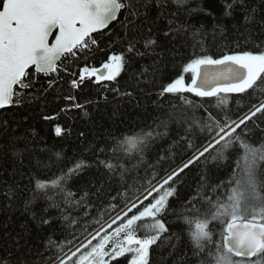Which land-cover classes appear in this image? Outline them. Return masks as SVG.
Segmentation results:
<instances>
[{"label":"trees","instance_id":"16d2710c","mask_svg":"<svg viewBox=\"0 0 264 264\" xmlns=\"http://www.w3.org/2000/svg\"><path fill=\"white\" fill-rule=\"evenodd\" d=\"M129 1L132 5L121 11L118 20L104 31L105 35L98 37V48L86 54V58L82 55L78 60L67 61L58 74L43 77L31 70L34 86L27 90L24 105L0 112V258L10 264H49L58 254L55 247L49 246V240L63 243L73 231L61 218L62 212L79 221L76 231L103 212L93 186L107 175L101 160L122 164L128 170L125 172L128 185L151 172L150 166L162 174L191 156L187 141L196 146L207 143L210 134L202 126L209 113L220 122L225 116L236 119L251 105L264 100V92L259 89L249 90L251 95L221 94L226 95V104H218L215 97L184 93L193 106L184 104L178 95H158L162 86L182 73V65L189 62L193 53L206 52L219 58L238 50L237 44L254 51L255 46L264 43V0H185L181 4L175 0ZM149 27L157 45L146 49L144 41L149 38ZM166 32L168 36L164 35ZM131 40L137 41L135 49L143 55L127 51ZM113 52L124 53L126 60L115 81L97 83L93 78L79 89L70 86L73 77L63 68L71 72H78L85 64L100 68ZM184 75L190 82V74ZM49 81H53L51 87ZM67 96L75 100L64 99ZM75 104L83 107L77 108ZM44 116L52 119L45 120ZM57 126L64 130L59 136L55 132ZM250 127L248 141L256 146L264 143V123L258 128ZM141 130L160 133L144 148L142 161L136 150L127 154L111 151L118 139ZM100 148L104 151H99ZM239 154L236 148L226 153V160L205 163L201 158L185 170L163 217L168 232L162 233L150 249L149 264H201L202 260L204 264H212L206 253L214 251L213 245L209 244L205 253L196 254L188 235L195 225L189 226L183 219L186 216L195 220L209 205L197 201L200 213L184 210V206L198 187H204L213 199L224 193V188L213 193L212 187L230 180L237 171L235 161ZM79 161L88 166L79 175L61 182L64 191L51 187L36 189L37 180L51 181ZM120 171L118 168L105 185L108 193L115 194L122 188ZM260 179L264 180V175ZM85 191L89 195L79 206L65 204V192L73 193L71 199L78 201ZM47 196H52L59 207H50L52 201ZM107 199L105 195L103 200ZM85 212L89 215L85 216ZM34 213L37 217H52V223L40 226L33 219ZM209 228L214 233L213 241L218 242L221 225L213 221ZM146 231L143 227L140 235ZM119 259L126 264L125 258Z\"/></svg>","mask_w":264,"mask_h":264},{"label":"snow or ice","instance_id":"6c2138e0","mask_svg":"<svg viewBox=\"0 0 264 264\" xmlns=\"http://www.w3.org/2000/svg\"><path fill=\"white\" fill-rule=\"evenodd\" d=\"M175 2L181 4L185 0ZM126 7L128 5L122 0H0V109L24 105L23 90L34 86L30 69L46 75L58 74L64 59L78 60L82 55L86 58V53L99 47L98 37L105 35L104 30L117 21L119 13ZM227 8L230 10L232 4ZM147 31L149 38L144 41V47L150 49L157 45V40L151 36V27ZM164 35L168 36V33ZM136 43V40L129 41L127 51L143 55L135 49ZM236 47L238 50L221 54L219 58L206 52L199 55L193 53L189 62L182 65V73L162 86L158 95H178L184 104L193 106V101L184 93L200 98L215 97L218 104H226L227 97L221 94L251 95L249 90L255 92L258 89L264 92V43L255 46L254 51L244 50L239 44ZM125 63L124 53L113 52L100 68L85 64L78 72H71L67 67L62 70L73 77L70 86L79 89L86 80L93 78L97 83L115 81ZM209 67L222 70L208 72L206 69ZM184 74H190V82L186 81ZM52 84L53 81H49V87ZM64 99L72 101L75 97ZM74 106L83 107L80 104ZM43 118L52 119L51 116ZM260 123H264V100L251 105L236 119L225 116L220 122L209 113L208 121L202 126V130L206 128L210 134L207 143L196 146L187 141L191 156L186 161L165 169L162 174L154 170L155 166H150L153 170L131 185L125 181L128 170L122 164L101 160L107 175L93 186L97 199L102 202L103 212H99L91 224H81L80 231L75 230L79 221L62 212L61 218L73 231L63 243L55 244L49 240V246L55 247L58 253L49 264H121V257L125 258L126 264H149L150 249L162 233L168 232L163 217L169 209V199L175 196L177 185L182 181V174L201 158L205 163L226 160V153L236 148L240 150L235 161L237 171L233 172L229 181L212 187L213 193L222 188L226 191L213 199L204 187H198L186 202L184 210L200 213L197 201L207 202L209 207L195 220L186 216L183 219L189 226L195 225L190 227L188 235L196 254L205 253L206 247L213 245L214 251L206 253L212 264H264V180L260 179L264 175V168H261L264 164V143L256 146L247 139L250 125L258 128ZM63 131L59 126L55 129L58 136ZM159 135L154 130L128 134L118 139L111 151L127 154L136 150L142 161L144 148L154 136ZM20 163L22 165L23 161ZM87 166L84 161H79L51 181L37 180L36 189L51 187L64 191L61 182L79 175ZM118 168L121 169L122 188L111 194L105 185ZM73 195L65 192L64 202L68 206H79L89 193L85 191L78 201L71 199ZM105 195L108 196L107 201L103 200ZM47 199L52 201L50 207H59L52 196H47ZM44 211L47 212V209ZM87 215L89 213L85 212ZM33 219L40 226L49 225L53 220L46 215L37 217L35 213ZM213 221L221 225L218 242L213 241L214 233L209 228ZM143 227L147 231L140 235ZM0 264H10V261L0 258ZM201 264H204L203 260Z\"/></svg>","mask_w":264,"mask_h":264},{"label":"built area","instance_id":"2783aa9c","mask_svg":"<svg viewBox=\"0 0 264 264\" xmlns=\"http://www.w3.org/2000/svg\"><path fill=\"white\" fill-rule=\"evenodd\" d=\"M122 2H124L126 5H128V6H130L131 5V2L129 1V0H122ZM127 8V7H126ZM125 9V8H124ZM123 10V9H122ZM89 53V52H88ZM88 53H86V54H88ZM70 60H72L71 58H66V59H64L63 60V62L61 63V65H60V68L61 67H64V65H65V63L67 62V61H70ZM50 75H52V74H45V75H42L43 77H48V76H50ZM70 83V82H69ZM27 90L28 89H25V90H23V92H24V99H25V97H26V93H27ZM13 106H15V105H13Z\"/></svg>","mask_w":264,"mask_h":264},{"label":"water","instance_id":"95a60500","mask_svg":"<svg viewBox=\"0 0 264 264\" xmlns=\"http://www.w3.org/2000/svg\"><path fill=\"white\" fill-rule=\"evenodd\" d=\"M121 13V12H120ZM120 13H119V15H120ZM118 18H119V16H118ZM118 20V19H117ZM114 22H116V21H114ZM113 22V23H114ZM112 23V24H113ZM112 24H110L109 25V27L112 25ZM107 30V29H106ZM105 31V30H104ZM31 70H34V68H32V69H30L29 71H31ZM222 69H219V68H216V67H209L208 69H206V71H208V72H217V71H221ZM35 71V70H34ZM38 74H43V73H38ZM9 107H11V106H7L6 108H4V109H0V112L1 111H3V110H5V109H7V108H9ZM253 259H255V258H253Z\"/></svg>","mask_w":264,"mask_h":264},{"label":"rangeland","instance_id":"374dc122","mask_svg":"<svg viewBox=\"0 0 264 264\" xmlns=\"http://www.w3.org/2000/svg\"><path fill=\"white\" fill-rule=\"evenodd\" d=\"M132 5V4H131ZM32 96V95H31Z\"/></svg>","mask_w":264,"mask_h":264}]
</instances>
